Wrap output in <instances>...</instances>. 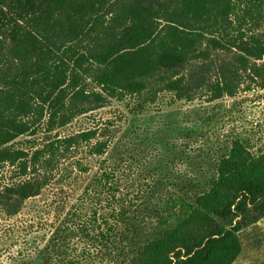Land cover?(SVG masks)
Here are the masks:
<instances>
[{"label": "trees", "instance_id": "obj_1", "mask_svg": "<svg viewBox=\"0 0 264 264\" xmlns=\"http://www.w3.org/2000/svg\"><path fill=\"white\" fill-rule=\"evenodd\" d=\"M249 67L264 79V0H0V208L13 218L54 184H78L75 172L91 167L73 154L88 148L87 160L99 159L113 140L93 128L39 144L41 133L133 97L138 113L164 95L235 97ZM21 138L26 146L16 145ZM107 164L63 204L44 264H56L57 243L109 248L120 235L121 264H234L239 234L264 218V150L241 140L219 158L207 190L193 200L167 196L146 227L132 221L127 197L143 204L148 185Z\"/></svg>", "mask_w": 264, "mask_h": 264}, {"label": "rangeland", "instance_id": "obj_2", "mask_svg": "<svg viewBox=\"0 0 264 264\" xmlns=\"http://www.w3.org/2000/svg\"><path fill=\"white\" fill-rule=\"evenodd\" d=\"M262 64L263 61L258 65ZM240 75L242 86L235 97L209 102L205 96L193 102H177L164 95L141 113L136 112L140 98L133 97L124 102L113 101L54 133H41L36 138L39 144L51 135L72 136L93 128H98L105 139L110 138L107 136L111 132L113 140L108 153L99 159L87 160L88 148L73 154L72 162L81 160L91 167L88 175L75 172L80 178L78 184L68 181L62 191L54 184L27 201L22 212L13 218L0 208V264H44L42 250L58 228L63 204L77 200L102 160L109 165L118 164L114 169L123 180L140 181L144 188L148 185L143 204L133 192L127 197L135 204L132 221L146 227L154 219L151 210L163 204L167 196L177 194L193 200L203 189L207 190L215 178L219 158L228 154L232 141L241 140L254 154L263 151L264 79L254 77L250 67ZM108 127L111 131L105 130ZM26 142L21 138L16 145L26 146ZM3 176L7 180L12 175L5 171ZM239 236L242 251L234 264H264V218ZM121 241L122 235L116 247L108 248L98 242L69 239V244L57 243L54 262L62 264L71 258L79 264H121Z\"/></svg>", "mask_w": 264, "mask_h": 264}]
</instances>
